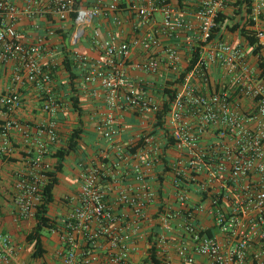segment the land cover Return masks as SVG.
Segmentation results:
<instances>
[{"label":"built area","instance_id":"2783aa9c","mask_svg":"<svg viewBox=\"0 0 264 264\" xmlns=\"http://www.w3.org/2000/svg\"><path fill=\"white\" fill-rule=\"evenodd\" d=\"M126 1L140 29L130 42L102 39L98 30L122 27L121 0H0V63L13 67V87L0 92V161L13 159L18 133L23 162L10 195L14 222L35 221L54 169L59 116L67 103L55 90L58 62L41 59L47 42L58 36L55 29H70L64 58L83 71L85 82L98 85L92 97L103 99L107 113L96 132L114 158L107 153L99 164L81 165L75 206L49 230L57 246L40 264H139L133 260L142 245L146 258L154 247L164 264H264V78L251 48L212 39L230 0H201L193 35L170 0ZM22 17H52L54 25L28 43L17 31ZM250 17L256 26L264 19V0H252ZM86 29H93L96 59L78 51ZM256 32L264 57V31ZM136 48L145 56L132 68L150 81L128 73ZM197 51L196 65L182 78ZM25 87L38 95L47 116L35 128L12 118L23 106ZM165 90L176 95L163 127L156 128ZM121 111L153 118L152 129L134 145L118 142ZM23 252L0 222V264H33Z\"/></svg>","mask_w":264,"mask_h":264},{"label":"crops","instance_id":"0c3cea01","mask_svg":"<svg viewBox=\"0 0 264 264\" xmlns=\"http://www.w3.org/2000/svg\"><path fill=\"white\" fill-rule=\"evenodd\" d=\"M88 4L89 0H82ZM94 1V0H93ZM109 1V0H104ZM122 5L121 8L123 12V25L122 27H114L111 24L107 26H103L98 29L100 32V36L102 39L107 38L109 35L116 36L119 41H132L140 29L137 27V19L135 15L133 16L127 10V1L121 0ZM150 0H146L148 2ZM24 0H18L19 5H22ZM172 5L177 11L178 17H185L191 23L193 31L191 35L196 32L198 28V21L195 18V13L198 11V7L201 3V0H183L185 4L184 8H180L177 4V0H170ZM235 0H230L229 3L224 7L221 13L227 16L234 15V8L231 6ZM158 21L161 20L160 15H156ZM54 25V19L52 17L44 18V17H35V18H25L22 17L17 23V31L21 34L24 41L28 43H34L37 41L38 37L42 36L45 31H47L48 27H52ZM39 26L41 29H36L35 27ZM151 26L143 27L142 29H149ZM58 32L57 38L47 42L46 44V56L43 59L42 56V64L47 63L51 60H56L58 62V66L53 74L55 90L58 93L60 99L67 103L66 112L59 116V134H60V142L57 146L58 149L64 146L68 133L71 129L77 127V118L75 113L72 111L71 98L78 97L81 100V105L85 111L84 117V129L85 133L79 145V150L75 154L71 155L69 159L66 161L65 168L63 173L59 176L61 177L63 174H66V177L69 179H74L73 183V191L66 197L55 202L51 206L50 215L55 219H60L70 213L75 203L71 201V199L76 195L79 185V175L81 173V165H90V164H99L101 161V157H105L110 154L109 160L112 161L114 155L111 151L105 150L106 145L101 136L96 132V123L103 118V115L106 114V106L103 99H95L92 97V90L99 89L97 84L87 83L81 78L80 80L75 82L76 92L71 90V86L69 85L68 74L62 69V62L64 59L63 53L66 52L67 48L64 47L66 42L64 41V36L68 34L70 29H55ZM255 30H263L264 31V19L261 20L257 26H255ZM93 29H90V32L87 33V37L82 41L81 45L78 48V51L84 54L91 56V58H98V53L95 48L90 46ZM224 40L231 43L235 46H240L246 49L247 51H251V49L247 46V43L238 33H230L228 31H224ZM180 52L182 55V63L185 66L187 56H188V43L186 39H183L179 44ZM145 54L141 49H134L131 60L129 62V70L128 73L130 77L133 79L143 78L145 80H152L153 77L147 76L144 74H140L133 70L132 64L140 61ZM13 77V67L12 65H4L0 63V92L4 91L8 87H13L12 82ZM23 95V106L13 113L12 118L18 120L23 125H29L32 128L38 126L40 122H42L47 116H45L41 110V102L39 101L38 95L30 88H21L20 89ZM101 97L102 94H101ZM116 116L121 123L122 133L118 138V142L120 145L127 146L129 144H136L139 135L146 133L152 129L153 126V118L145 119L144 121L136 114H133L130 111H121L117 112ZM4 117L0 115V123H2ZM16 147L18 148L13 155V159L7 162L0 161V222L2 228L5 232L11 234L14 241L24 247V252L22 254V258L26 262H31L33 264H40L43 262V259H32V250L30 245L26 241V236L33 230L36 225L35 221H27L21 223H15L12 215V201L10 198L11 191L13 188V184L15 181V173L22 169L23 162L20 158L21 147L18 145L21 140V136L18 133H14ZM162 139V136L161 138ZM109 153V154H107ZM100 160V161H99ZM52 162L55 164L56 159L52 158ZM60 185V183H59ZM58 185V186H59ZM57 186V187H58ZM56 187V188H57ZM56 202H58L56 204ZM63 208V214H59L58 208ZM57 240V239H56ZM47 241L45 240V243ZM142 247L141 254L137 255L133 261L136 263L139 262L141 264L142 261L146 259V247L144 245ZM47 249V246H46ZM48 250V249H47ZM49 250L47 256L49 255ZM199 262L205 261L204 258H198Z\"/></svg>","mask_w":264,"mask_h":264},{"label":"trees","instance_id":"16d2710c","mask_svg":"<svg viewBox=\"0 0 264 264\" xmlns=\"http://www.w3.org/2000/svg\"><path fill=\"white\" fill-rule=\"evenodd\" d=\"M177 4L180 8H184L185 4L183 0H177ZM234 8V15L227 16L223 13H219L216 18V27L213 30L212 39L224 40V31L230 33H238L247 46L252 49L253 55L258 57V65L261 69L262 77L264 78V57L261 53L262 48L258 45V39L256 37L255 22L251 19L250 15L252 13V0H235L231 5ZM66 37V36H64ZM200 57L199 52H195L189 61L185 72L182 74V78L185 74L189 73L193 67L196 65ZM62 69L68 74L69 85L71 90L76 92L75 82L83 78V71H80L72 59L68 55L64 58L62 62ZM180 81V80H179ZM178 81V82H179ZM165 100L163 104V109L157 115V127H163V119L167 115L170 106L175 99V92L170 90H165ZM72 111L75 113L77 118V127L71 129L68 133L67 140L62 146V148L55 151L53 158L56 159L54 169L50 174V180L45 187L44 191V201L38 208L36 213V219L33 230L26 236V241L29 245L33 246V259H44L48 253L46 249V243L43 232L45 230H51L55 227L56 220L50 215V210L52 204L55 202V190L60 183L59 176L63 173L66 161L69 157L79 150L80 142L85 133L84 129V117L85 111L81 105V100L78 97L71 98ZM156 133V132H153ZM208 236H213L211 231L205 232ZM145 264H164L161 259L156 255V249L152 247L149 250V256L144 260Z\"/></svg>","mask_w":264,"mask_h":264},{"label":"rangeland","instance_id":"374dc122","mask_svg":"<svg viewBox=\"0 0 264 264\" xmlns=\"http://www.w3.org/2000/svg\"><path fill=\"white\" fill-rule=\"evenodd\" d=\"M86 32L89 33L90 29H86ZM75 182L74 179H68L66 177V174H63V176L61 177L60 180V185L56 188L55 190V197L57 201H60V199L66 197L67 195H69L70 193H72L73 191V183ZM58 202H56L57 204ZM59 211V214H63V208H58L57 209ZM44 234V238L47 241L46 242V246L47 249L49 250V253H51L52 251H54L56 249L57 243H56V236L52 235L49 230H45L43 232ZM49 255L47 256V259H49ZM142 264H145L144 262H142Z\"/></svg>","mask_w":264,"mask_h":264}]
</instances>
